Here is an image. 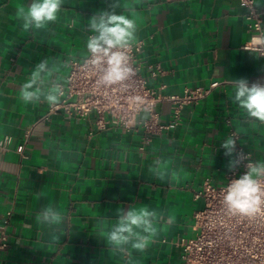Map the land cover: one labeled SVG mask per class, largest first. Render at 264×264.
Here are the masks:
<instances>
[{"label":"crops","instance_id":"1","mask_svg":"<svg viewBox=\"0 0 264 264\" xmlns=\"http://www.w3.org/2000/svg\"><path fill=\"white\" fill-rule=\"evenodd\" d=\"M31 3L0 0V141L10 138L0 149V227L8 237L0 264H182L180 241L194 235V214L204 207L196 193L206 181L226 182L233 156L221 145L231 131L254 163H264V123L234 102L235 78L264 83V57L244 48L252 38L246 9L236 0H63L54 23L25 31L17 10ZM256 5L264 11V0ZM102 10L135 21L140 57L165 71L151 87L173 95L222 82L144 150L140 128L92 131V117L44 118L70 61L87 56L89 18ZM45 62L29 89L41 94L25 103L21 89ZM157 111L171 121L170 102ZM133 206L155 213L157 234L144 252L113 247L102 235ZM49 207L62 219L37 221Z\"/></svg>","mask_w":264,"mask_h":264},{"label":"built area","instance_id":"2","mask_svg":"<svg viewBox=\"0 0 264 264\" xmlns=\"http://www.w3.org/2000/svg\"><path fill=\"white\" fill-rule=\"evenodd\" d=\"M246 9L245 19L252 34L245 49H251L264 57V11L256 5V0H236ZM92 35V34H90ZM144 43L131 42L125 50L131 69L127 78L117 84L105 85L102 76L107 64H94L88 52L83 60H71L70 72L65 84L58 90L59 100L49 107L45 119L63 112L66 118L91 119L92 131L113 127L125 131H142L144 150L154 137L163 135L181 121L182 111L187 106L199 105L208 94L222 82H213L208 87L187 88L182 94L166 95L164 86L156 89L150 80L163 76L165 71L159 64H148L140 57ZM148 72V75L144 72ZM170 102L173 106L172 119L168 124L161 121L157 106ZM146 113L145 119L139 116ZM231 137L236 141L233 162L236 166L227 174L226 182L214 185L206 181L196 193L203 198L204 207L194 214V235L183 238L182 264H264V212L255 216H239L229 212L223 203V196L230 183L247 171L253 164L251 154L240 143V136L234 130ZM10 138L0 141L2 152L7 150ZM8 221L4 222L6 225ZM8 237L6 227H0V247L6 248Z\"/></svg>","mask_w":264,"mask_h":264},{"label":"clouds","instance_id":"3","mask_svg":"<svg viewBox=\"0 0 264 264\" xmlns=\"http://www.w3.org/2000/svg\"><path fill=\"white\" fill-rule=\"evenodd\" d=\"M62 4L63 0H32L30 5L17 10V17L23 20L25 31L29 28L45 29L57 20ZM89 26L92 35L87 37L86 47L93 56V63L107 64L101 78L102 83L113 85L125 80L131 72L127 67L129 57L125 50L135 38V21L124 14L102 10L89 18ZM45 67L46 62L37 65L31 79L24 83L20 95L25 103L38 98L41 94L39 88L35 91L29 89L37 84L39 73L44 71ZM233 83L234 102L248 117L264 123V83L250 82L247 78H235ZM57 91L53 89L47 95L49 103H56L59 100ZM221 147L225 150L226 156L232 157L236 141L228 138ZM235 166V162L230 159L228 170H233ZM223 203L233 215L251 217L264 212V163L250 162L247 171L227 187ZM154 217L155 213L148 211L147 206H133L127 213L121 209L116 222L102 235L113 247L122 248L130 245L132 249L144 252L157 234ZM41 218L44 222L55 224L62 216L49 207L37 216V221Z\"/></svg>","mask_w":264,"mask_h":264}]
</instances>
